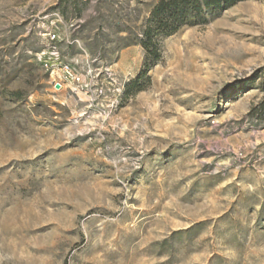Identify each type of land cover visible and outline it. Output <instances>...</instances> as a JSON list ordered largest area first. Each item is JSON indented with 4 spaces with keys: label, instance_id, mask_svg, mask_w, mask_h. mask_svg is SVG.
Instances as JSON below:
<instances>
[{
    "label": "rangeland",
    "instance_id": "1",
    "mask_svg": "<svg viewBox=\"0 0 264 264\" xmlns=\"http://www.w3.org/2000/svg\"><path fill=\"white\" fill-rule=\"evenodd\" d=\"M158 1L0 0V264H264V0Z\"/></svg>",
    "mask_w": 264,
    "mask_h": 264
},
{
    "label": "trees",
    "instance_id": "2",
    "mask_svg": "<svg viewBox=\"0 0 264 264\" xmlns=\"http://www.w3.org/2000/svg\"><path fill=\"white\" fill-rule=\"evenodd\" d=\"M240 1L243 0H159L151 10L141 40L146 51L145 68L132 83L136 85L145 76L148 69L161 59L160 38L172 35L184 26L204 24L208 21L207 13L209 11L219 12ZM244 84L245 86H243ZM237 86L250 89L252 83L247 81L238 83ZM262 107L264 108V104Z\"/></svg>",
    "mask_w": 264,
    "mask_h": 264
},
{
    "label": "built area",
    "instance_id": "3",
    "mask_svg": "<svg viewBox=\"0 0 264 264\" xmlns=\"http://www.w3.org/2000/svg\"><path fill=\"white\" fill-rule=\"evenodd\" d=\"M56 37L55 34L52 35V39H54ZM64 71L67 73V75H70L73 77V74H72V70L71 68H69L68 66L65 67ZM68 77V76H67Z\"/></svg>",
    "mask_w": 264,
    "mask_h": 264
},
{
    "label": "water",
    "instance_id": "4",
    "mask_svg": "<svg viewBox=\"0 0 264 264\" xmlns=\"http://www.w3.org/2000/svg\"><path fill=\"white\" fill-rule=\"evenodd\" d=\"M59 85H57V87H58Z\"/></svg>",
    "mask_w": 264,
    "mask_h": 264
}]
</instances>
